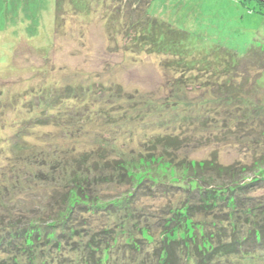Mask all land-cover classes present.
I'll list each match as a JSON object with an SVG mask.
<instances>
[{
    "label": "trees",
    "instance_id": "1",
    "mask_svg": "<svg viewBox=\"0 0 264 264\" xmlns=\"http://www.w3.org/2000/svg\"><path fill=\"white\" fill-rule=\"evenodd\" d=\"M60 8L59 3L57 18ZM142 18L148 27L179 36L145 12ZM144 31L153 35L152 29ZM261 50L252 46L244 57L228 54L231 60L220 63L218 71L227 75L223 79L215 78L212 61L207 66L209 78L199 67L188 66L190 61H174L200 74L172 82L168 98L147 100L149 113L143 114L142 123L147 114L157 117L151 124L154 134L140 149L130 148L139 126L129 124L127 109L122 123H117L114 114L122 110L118 106L119 110L108 109V123L117 124L99 148L82 152L77 139L73 149L48 154L42 161L48 173L38 170L37 178H30L49 185L50 191L37 197L33 189L22 188L7 194L0 204V228L5 232L0 238V264H264V105L246 101L254 96V89L262 88L258 82L264 76ZM256 53L259 57L252 58ZM239 66L247 72L234 82ZM250 67L256 76L249 75ZM192 83L205 88V100L212 93L224 98L226 106L180 112L176 107L181 96L172 86L182 94V86ZM68 86L64 95L51 98L50 113L72 98L75 87ZM42 92L47 96L45 89ZM34 107L38 112H30L32 119L27 122L48 124V110L38 102L30 106ZM80 113L84 112L71 110L65 118L56 113V124H67L70 134L79 135V120L91 119V113H84L87 119ZM191 124L198 132L205 131L198 139L186 135ZM178 130L181 133L175 134ZM213 144L222 147L211 149ZM200 145L211 150L210 157L191 158L189 150ZM221 149L236 151L241 159L225 164ZM42 190V194L47 191ZM3 242H7L5 250Z\"/></svg>",
    "mask_w": 264,
    "mask_h": 264
},
{
    "label": "rangeland",
    "instance_id": "2",
    "mask_svg": "<svg viewBox=\"0 0 264 264\" xmlns=\"http://www.w3.org/2000/svg\"><path fill=\"white\" fill-rule=\"evenodd\" d=\"M262 2L0 0V204L7 194L22 188H31L34 195L44 197L50 191L49 185H39L30 178L33 175L37 178L38 170L43 173L49 170L42 164L43 159L54 150L73 149L77 139L82 152L99 148L101 139L110 135L117 123H122L124 118L121 115L125 109L129 110V124L139 126L134 130L130 148L140 149L143 142L150 140L148 135L154 134L151 124L157 117L147 114L142 123L143 114L149 113L145 111L147 100L168 98L172 82L185 81L187 77L200 74L198 69L187 71L188 66L199 67L202 75L209 78L207 66L212 61L215 78L221 75L220 79H223L227 75L218 71L220 63L231 60L228 54L236 52L244 57L252 46L264 50ZM59 3L61 10L57 18ZM143 12L147 18L175 30L179 36L163 34L165 28L161 33L148 27L142 18ZM147 28L152 29V36L143 33ZM185 51L194 56L186 57L182 54ZM256 56L259 54L251 57ZM179 59L183 64L190 61L191 65L179 67L174 63ZM205 60L208 63L205 64ZM254 70L249 69L252 77L256 76ZM246 72L239 66L234 82L242 80ZM207 78L203 77V80ZM258 79L263 89H254V96L246 98L257 106L264 105V76ZM70 84L75 87L71 95L73 99L63 100L59 111L50 113L51 98L64 95ZM186 85L182 86V94L177 86H172V91L181 96L177 98L180 104L176 107L180 112L187 108L226 106L224 98L212 93L205 100L202 95L206 92L204 87L193 83ZM44 89L47 96L42 92ZM77 91L79 98L75 97ZM144 95L147 96L142 98ZM170 101V105L173 104L172 99ZM36 102L48 110V124L27 122L32 119L30 112H38V108H30ZM118 106L122 110L114 114L117 123L114 120L108 123V109L114 110ZM71 110L91 113L88 117L92 120H79L81 136L70 134L68 127H64L67 124H56V113L64 117ZM84 113L80 114L87 119ZM146 123L147 126L142 128L141 124ZM193 125L186 126V135L198 139L205 131L198 132ZM179 133L180 130L175 134ZM211 147L219 149L222 146L213 144ZM210 151L200 145L190 149L189 156L205 159L210 157ZM220 154L225 164L241 159L233 150L221 149ZM45 188L47 191L42 194ZM4 233L0 228V238H4ZM6 244L3 242L1 249H7Z\"/></svg>",
    "mask_w": 264,
    "mask_h": 264
}]
</instances>
